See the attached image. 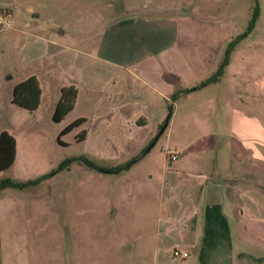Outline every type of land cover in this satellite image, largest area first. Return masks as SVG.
Returning a JSON list of instances; mask_svg holds the SVG:
<instances>
[{
    "label": "crops",
    "instance_id": "crops-1",
    "mask_svg": "<svg viewBox=\"0 0 264 264\" xmlns=\"http://www.w3.org/2000/svg\"><path fill=\"white\" fill-rule=\"evenodd\" d=\"M258 8L252 31L264 19V0H258ZM159 9L140 11L133 0L120 6L115 0H0V11L10 21L0 30V59L9 50L15 61L2 70L0 90L30 113L48 109L59 144L77 131L76 142L135 150L118 164L148 148L164 123L169 99L175 107L168 128L180 112L179 99L199 89L211 91L204 101L210 109L206 114H220L221 124L200 123L210 138L169 147L179 153L177 159H166L164 151L156 172L127 176L125 196L139 188L147 194L139 205L152 207L155 224L145 225L142 245L161 264H184L186 258L194 264H264V33L241 48L237 67L240 46L232 50L219 80L179 92L211 75L221 56L217 47L213 63H199L198 51L194 58L191 52L189 59L182 57L179 22ZM194 112L182 108L185 129L194 125ZM2 135L13 146L11 164L3 168L7 161H0V172L18 153L16 138L6 129H0ZM149 150L121 172L97 170L94 177H123L145 161ZM114 209L117 216L119 208ZM173 249L188 256L174 258Z\"/></svg>",
    "mask_w": 264,
    "mask_h": 264
},
{
    "label": "rangeland",
    "instance_id": "rangeland-1",
    "mask_svg": "<svg viewBox=\"0 0 264 264\" xmlns=\"http://www.w3.org/2000/svg\"><path fill=\"white\" fill-rule=\"evenodd\" d=\"M115 1L120 6L125 0ZM133 1L140 11H152L159 5L163 15L175 17L179 22V46L186 51L182 57L189 59L191 52L194 58L198 51V62L203 64L214 61L217 47L222 59L229 42L247 29L254 6L258 4V0ZM263 31L264 19L238 42L240 45L237 43L240 47L234 56L235 67L242 60L241 48L252 45L254 37L263 35ZM14 63V54L8 50L5 58L0 59L1 80H5L2 72L5 66L13 67ZM0 91V129L8 130L18 143L15 162L0 172V178L26 182L49 174L38 183L0 191V264H161L148 252L146 245L143 250L145 225L150 228L155 224L152 207L143 210L139 205L147 194L139 188L131 197H126V187L122 183L127 176L137 178L148 169L154 168L156 172L162 152L165 151L164 157L168 159L169 153L174 152L168 148L176 143L192 141L195 144L210 138L204 134L208 128H202L200 123L213 128L216 120L221 124L220 114L219 117L206 114L210 109L205 107L204 101L211 91L199 89L191 97L179 99L180 112L174 126L168 128L167 125L147 152L145 161L123 177L117 179L113 174H105L101 181L94 177L99 172L97 169L80 162L56 168L63 159L82 154L100 166L111 167L135 150L104 145L100 141L76 142L77 131L63 137L67 144H59L56 141L58 126L48 109L30 113L12 104L4 89ZM170 103L169 99L164 121ZM188 106L195 111L194 125L185 129L181 111ZM174 107L175 102L172 109ZM158 132H154V138ZM156 188L152 187V191ZM122 191L123 203L120 200ZM113 205L119 208L117 216ZM184 264H194V260L186 258Z\"/></svg>",
    "mask_w": 264,
    "mask_h": 264
},
{
    "label": "trees",
    "instance_id": "trees-1",
    "mask_svg": "<svg viewBox=\"0 0 264 264\" xmlns=\"http://www.w3.org/2000/svg\"><path fill=\"white\" fill-rule=\"evenodd\" d=\"M258 11H259V8H258V4L256 2V5L254 6V9H253V12H252V16H251V19H250V22L248 24L247 29L244 32L238 34L232 41L229 42V44L227 45V47H226V49L224 51L223 57H222L220 63L218 64V66H217V69L211 75H209L208 77L204 78L196 86H194L192 88L180 90L179 92L191 91V90L203 87V86H205V85H207L209 83L216 82L217 80H219V78L223 74V71H224L225 67L228 65V63L230 61V54H231L232 50L237 45V43L241 39H243L253 29V27L255 25V22L257 20V17H258ZM179 92H177L176 94H174L172 96V101H174V99L176 98V96H177V94ZM172 106H173V104L171 102L168 105V111H169L168 112V116H167L166 120L163 123V124H166V126H167L168 121H169V119L171 117V114H172V110H173ZM162 125L160 127H162ZM12 146H13L12 141L10 139H7V137H5V135H2L1 139H0V161H7L3 165V168L8 167L11 164V162H12ZM146 151H147V148L142 150V152L139 155L131 158L130 160H128V161H126V162H124L122 164H118V165L111 166V167L100 166V165L96 164L94 161H92L91 159H89L87 156H84V155L71 156V157H67V158L63 159L58 164L56 170L63 169L65 167H67L70 163L76 161V162L83 163L87 167H90V168H93V169H97L99 171L108 172V173H118V172H121V171L127 169L128 167H130L144 153H146ZM3 168L0 167V169H3ZM48 175L49 174H42V175L37 176L36 178H34L32 180H28L26 182H16V181H14V180H12L10 178H0V191L2 189L7 188V187L22 188L23 186H25L27 184H35V183H38L41 180L47 178Z\"/></svg>",
    "mask_w": 264,
    "mask_h": 264
},
{
    "label": "built area",
    "instance_id": "built-area-1",
    "mask_svg": "<svg viewBox=\"0 0 264 264\" xmlns=\"http://www.w3.org/2000/svg\"><path fill=\"white\" fill-rule=\"evenodd\" d=\"M9 26H10V21H9L8 13L5 11H0V30L8 28ZM178 155H179V153H177V152H170L168 155V159L175 160V159H177ZM172 256L174 258L184 259L188 256V253L185 251L182 252L178 249H173Z\"/></svg>",
    "mask_w": 264,
    "mask_h": 264
},
{
    "label": "water",
    "instance_id": "water-1",
    "mask_svg": "<svg viewBox=\"0 0 264 264\" xmlns=\"http://www.w3.org/2000/svg\"><path fill=\"white\" fill-rule=\"evenodd\" d=\"M166 124H163L162 127L160 128L158 134L156 135V137L154 138V140L151 142V144L148 146L147 151L154 145L155 141L157 140V138L160 136V134L163 132V130L165 129Z\"/></svg>",
    "mask_w": 264,
    "mask_h": 264
}]
</instances>
